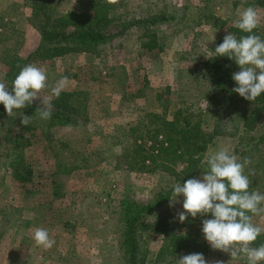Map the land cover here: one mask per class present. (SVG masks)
<instances>
[{"label": "rangeland", "instance_id": "374dc122", "mask_svg": "<svg viewBox=\"0 0 264 264\" xmlns=\"http://www.w3.org/2000/svg\"><path fill=\"white\" fill-rule=\"evenodd\" d=\"M39 1L0 0V82L6 85L8 63L14 56L27 57L40 39L31 21ZM250 6L258 14L256 30L264 39V8L252 0H119L113 13L116 19L133 20L162 11L173 18L160 26L131 27L96 54L70 53L77 57L68 54L29 63L47 74L48 87L40 93L42 97H52L51 89L62 77H67L64 90L86 91V119L79 128L57 127L49 134L41 129L24 150L34 169L32 193L12 176L0 138V264H126L117 212L120 200L128 195L145 204L161 189L175 185L174 177L130 170L122 159L119 142H123L128 125L147 112L167 111L171 117L181 108L200 113L206 164L221 148H227L240 162L257 158L258 150L252 147L256 139L251 136L264 133V113L249 135L231 133L230 125L224 124V107L207 100L210 83L200 65L216 55L215 48L225 35L237 36L234 22ZM71 8L89 9L84 0L51 2L54 15ZM154 30L157 47L149 49L143 42L150 40ZM22 113L21 109L14 110L11 117L6 113L0 120V132L19 127ZM251 167L248 163L245 170L251 171ZM202 174L195 178H202ZM256 191L264 193V185ZM183 199V194L177 197L174 212L184 211ZM211 218V213L187 217L200 245L178 251L175 257L160 255L163 235L155 228L157 218H144L140 226L141 263L168 264V260L202 253L208 264H246L242 255L233 258L210 247L202 221ZM253 223L264 227V217L254 216ZM37 228L47 229L54 238L50 250L35 244L32 236Z\"/></svg>", "mask_w": 264, "mask_h": 264}, {"label": "trees", "instance_id": "16d2710c", "mask_svg": "<svg viewBox=\"0 0 264 264\" xmlns=\"http://www.w3.org/2000/svg\"><path fill=\"white\" fill-rule=\"evenodd\" d=\"M52 1L40 0L33 8L31 21L40 32V43L27 57L14 56L13 61L8 63L10 70L6 77V86L9 91L21 69L32 60L55 59L70 53L96 54L102 46L124 35L131 27L142 24L160 26L159 24L173 18L162 11L133 20H119L113 16L118 4L109 5L105 0H84L88 10H72L54 15L51 11ZM252 1L264 8V0ZM237 31V39L249 34L238 28ZM253 34L263 39L256 29ZM149 38L143 45L149 49L157 47L155 30ZM200 65L205 79L210 83L206 94L208 102L224 107V124L230 125L231 133L242 131L249 135L257 128L264 113V93L257 97L255 102H251L232 91L237 86L232 75L240 71V67L235 60L227 56H208ZM87 96L84 90H63L59 98H52V116L48 120L40 117L42 106L40 102L34 101L32 105L21 109L24 115L31 117L27 126L21 124L13 131H5L3 128L0 132L6 165L26 192L32 193L30 185L34 184V169L27 161L24 150L33 144L41 129L43 133L49 134L57 127H81L86 119ZM166 112H147L137 122L128 125L123 142H119L122 147V159L130 170L151 174L161 172L174 177L175 185L182 184L187 179L195 178L197 174L209 170L204 161L207 144L203 136V118L196 111H185L181 108L171 117ZM5 114L4 105L0 103V120ZM251 139H256L252 147L253 150H258V155L256 159L250 160L251 171L245 170V174L252 181L250 191H256L259 186L264 185V133L258 137L251 136ZM175 185L161 189L153 200L145 204L128 195L120 200L117 212L120 216V241L126 264H142L140 226L144 218L150 215L157 218L155 228L163 235L160 255L175 257L178 251L199 247L200 242L190 229L189 222L185 220L181 223L178 213L173 211V206H169ZM55 191L59 194L58 190ZM261 244H264V233L257 238L253 246L259 247ZM168 264H178V261L168 260Z\"/></svg>", "mask_w": 264, "mask_h": 264}, {"label": "clouds", "instance_id": "9594fccd", "mask_svg": "<svg viewBox=\"0 0 264 264\" xmlns=\"http://www.w3.org/2000/svg\"><path fill=\"white\" fill-rule=\"evenodd\" d=\"M105 2L119 4V0ZM259 23L256 10L247 7L234 22V27L249 34L239 39L231 33L227 34L215 48L216 56H227L239 65L240 71L232 75L237 84L232 91L251 102L264 93V39L253 34ZM66 82L67 77L57 82L51 89L52 97L59 98ZM47 87L45 70L34 64L26 65L14 79L11 91L4 82H0V103L11 117L14 110L24 109L39 100L42 106L40 117L48 120L52 116V97L40 95ZM30 118L22 113L21 124L27 126ZM248 163L247 159L238 161L227 148H221L208 157L209 170L202 174V178H189L174 186L169 206H174L177 197L183 194L184 211L178 213L181 223L189 215L195 218L211 213V219L202 221V232L210 247L230 253L233 258L242 255L246 264H260L264 261V244L253 247V243L264 233V227L253 223V217H264V193L250 191L252 181L245 174ZM32 238L44 250H50L55 245L54 238L45 228H37ZM178 264H208V261L202 253H192L178 259ZM215 264L223 262L216 261Z\"/></svg>", "mask_w": 264, "mask_h": 264}, {"label": "crops", "instance_id": "0c3cea01", "mask_svg": "<svg viewBox=\"0 0 264 264\" xmlns=\"http://www.w3.org/2000/svg\"><path fill=\"white\" fill-rule=\"evenodd\" d=\"M79 11V10H76L75 8H71L70 10H68V11ZM67 12V11H66ZM37 43L34 45V47L32 48V50L34 51L37 47L36 46H38L39 45V43H40V39H38L37 41H36ZM32 51V52H33ZM71 56H68V57H77V56H75V55H73V54H70ZM67 56V55H66ZM65 57V56H64ZM60 58H63V57H60Z\"/></svg>", "mask_w": 264, "mask_h": 264}]
</instances>
